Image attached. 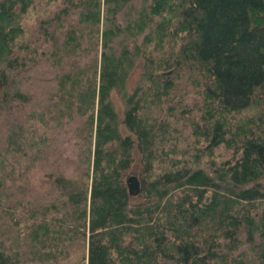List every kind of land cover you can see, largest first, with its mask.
I'll return each instance as SVG.
<instances>
[{"label":"trees","instance_id":"1","mask_svg":"<svg viewBox=\"0 0 264 264\" xmlns=\"http://www.w3.org/2000/svg\"><path fill=\"white\" fill-rule=\"evenodd\" d=\"M260 3L0 0V264H264Z\"/></svg>","mask_w":264,"mask_h":264},{"label":"rangeland","instance_id":"2","mask_svg":"<svg viewBox=\"0 0 264 264\" xmlns=\"http://www.w3.org/2000/svg\"><path fill=\"white\" fill-rule=\"evenodd\" d=\"M260 4L250 5L249 7V16H250V24L251 28L258 29L264 27V0H260ZM137 67L131 73L128 86L131 87L133 84L134 79L137 75ZM229 114L232 122H233V129L237 133L242 134H253L258 135L260 130L264 129V86L258 87L253 94L252 101L250 107L240 114H233L227 111ZM148 114V112H147ZM256 117L259 120V128L254 130L252 127V119ZM262 129H261V128ZM261 153L264 156V149H261ZM53 162V161H52ZM54 163V162H53ZM61 165V164H60ZM55 166L58 167L57 162ZM135 164L133 165L132 169L129 172L130 175H134L135 173ZM63 165L60 167V170H63ZM138 197L137 193L132 195V200Z\"/></svg>","mask_w":264,"mask_h":264},{"label":"water","instance_id":"3","mask_svg":"<svg viewBox=\"0 0 264 264\" xmlns=\"http://www.w3.org/2000/svg\"><path fill=\"white\" fill-rule=\"evenodd\" d=\"M126 184L128 186L129 193H136L139 189L138 181L134 175H130L126 178Z\"/></svg>","mask_w":264,"mask_h":264}]
</instances>
